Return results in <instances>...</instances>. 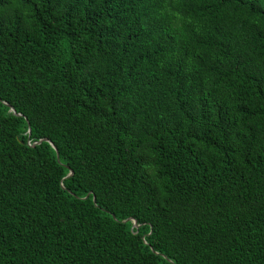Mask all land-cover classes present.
I'll use <instances>...</instances> for the list:
<instances>
[{"label": "trees", "instance_id": "1", "mask_svg": "<svg viewBox=\"0 0 264 264\" xmlns=\"http://www.w3.org/2000/svg\"><path fill=\"white\" fill-rule=\"evenodd\" d=\"M0 264H264V0H0Z\"/></svg>", "mask_w": 264, "mask_h": 264}, {"label": "water", "instance_id": "2", "mask_svg": "<svg viewBox=\"0 0 264 264\" xmlns=\"http://www.w3.org/2000/svg\"><path fill=\"white\" fill-rule=\"evenodd\" d=\"M14 113H15V115L16 116H22L21 114H18V113H16V111L12 108L11 109ZM44 142H48L56 151H57V153H58V150H57V148H56V146L52 143V142H50L48 139H45V140H43ZM38 144H40V142L38 143ZM73 175V172L72 171H70V174H69V176L68 177H70V176H72ZM94 202H96V199H95V197H94ZM133 221V223H134V226L136 227V228H139L140 227V225L137 223V221L136 220H132Z\"/></svg>", "mask_w": 264, "mask_h": 264}]
</instances>
